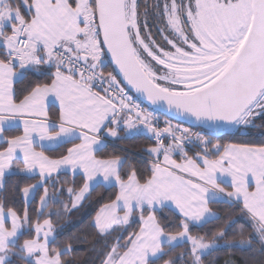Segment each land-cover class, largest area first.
<instances>
[{
	"label": "snow or ice",
	"instance_id": "snow-or-ice-1",
	"mask_svg": "<svg viewBox=\"0 0 264 264\" xmlns=\"http://www.w3.org/2000/svg\"><path fill=\"white\" fill-rule=\"evenodd\" d=\"M97 189L92 233L65 236ZM78 244L264 264V0H0V264H78Z\"/></svg>",
	"mask_w": 264,
	"mask_h": 264
},
{
	"label": "trees",
	"instance_id": "trees-1",
	"mask_svg": "<svg viewBox=\"0 0 264 264\" xmlns=\"http://www.w3.org/2000/svg\"><path fill=\"white\" fill-rule=\"evenodd\" d=\"M254 139L259 140L260 137L258 134L254 133ZM149 141L144 136H137L127 141H122L117 143V148L127 147L131 153H142L143 149L147 146ZM104 193L108 195L104 189H97L93 193L92 198L89 202H86L84 207L81 208L78 212H74L71 216L60 221V225L63 227V234L65 236L72 234H91L92 229L89 226L90 214L94 211L95 201L98 198L99 193ZM216 210L220 212L223 216L226 214L228 207L226 205H217L214 206ZM77 251L79 253L78 264H89L91 254L87 251L90 247L89 244H78ZM235 260L236 264H259L260 257L258 254L253 255L247 251L241 252L239 250L230 254L227 250L222 251L216 255V264H225L226 260ZM162 264V262H161Z\"/></svg>",
	"mask_w": 264,
	"mask_h": 264
}]
</instances>
